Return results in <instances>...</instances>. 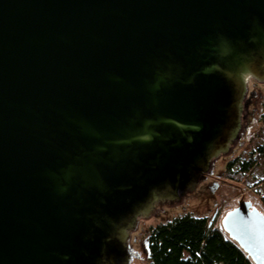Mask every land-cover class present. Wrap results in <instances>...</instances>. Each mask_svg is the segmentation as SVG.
<instances>
[{"label": "water", "instance_id": "95a60500", "mask_svg": "<svg viewBox=\"0 0 264 264\" xmlns=\"http://www.w3.org/2000/svg\"><path fill=\"white\" fill-rule=\"evenodd\" d=\"M251 78L264 0H0V264H133L138 220L240 138ZM222 227L264 264L258 208Z\"/></svg>", "mask_w": 264, "mask_h": 264}, {"label": "rangeland", "instance_id": "374dc122", "mask_svg": "<svg viewBox=\"0 0 264 264\" xmlns=\"http://www.w3.org/2000/svg\"><path fill=\"white\" fill-rule=\"evenodd\" d=\"M263 102L264 83L251 78L243 102L240 138L228 154L213 160L211 174L195 192L181 202L157 205L156 210L148 218L142 217L138 220L137 228L130 232L129 239V245L133 249V264H150L148 238L151 230L176 218L186 215L209 218L213 221L212 225L222 227L226 213L236 208L241 200L250 201L264 214V207L256 192V186L264 182V165L256 169L250 177L245 178L235 173L237 167L233 172H228L229 163L246 150L261 127ZM258 189L264 192V183Z\"/></svg>", "mask_w": 264, "mask_h": 264}, {"label": "trees", "instance_id": "16d2710c", "mask_svg": "<svg viewBox=\"0 0 264 264\" xmlns=\"http://www.w3.org/2000/svg\"><path fill=\"white\" fill-rule=\"evenodd\" d=\"M264 108V104H263ZM264 165V150L253 151L247 159L236 158L228 165L241 177H250ZM264 183V182H262ZM261 183V184H262ZM264 207V192L258 189ZM150 264H255L250 256L209 218L186 215L153 228L148 238Z\"/></svg>", "mask_w": 264, "mask_h": 264}, {"label": "flooded vegetation", "instance_id": "af4514ba", "mask_svg": "<svg viewBox=\"0 0 264 264\" xmlns=\"http://www.w3.org/2000/svg\"><path fill=\"white\" fill-rule=\"evenodd\" d=\"M260 120L262 124H261V127L259 128V131L255 134V136H253V138L250 141V145L246 148V150H244V152L241 153L236 158H242L245 160L248 158L250 153H252L253 151H260L262 149L264 150V108H263V114Z\"/></svg>", "mask_w": 264, "mask_h": 264}]
</instances>
